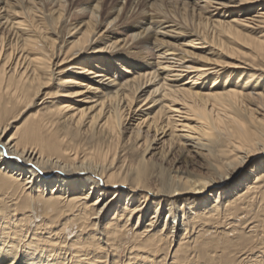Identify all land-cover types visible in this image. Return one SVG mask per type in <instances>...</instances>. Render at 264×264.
<instances>
[{
  "label": "bare ground",
  "instance_id": "6f19581e",
  "mask_svg": "<svg viewBox=\"0 0 264 264\" xmlns=\"http://www.w3.org/2000/svg\"><path fill=\"white\" fill-rule=\"evenodd\" d=\"M204 1L0 0V216L29 264H264V0Z\"/></svg>",
  "mask_w": 264,
  "mask_h": 264
},
{
  "label": "snow or ice",
  "instance_id": "6c2138e0",
  "mask_svg": "<svg viewBox=\"0 0 264 264\" xmlns=\"http://www.w3.org/2000/svg\"><path fill=\"white\" fill-rule=\"evenodd\" d=\"M9 135L10 132H6L3 140L7 141ZM7 155L8 153L5 151V156ZM14 159L19 160L20 157L17 156ZM5 227L4 217L0 216V264H29L31 237L17 238L11 233H6Z\"/></svg>",
  "mask_w": 264,
  "mask_h": 264
},
{
  "label": "rangeland",
  "instance_id": "374dc122",
  "mask_svg": "<svg viewBox=\"0 0 264 264\" xmlns=\"http://www.w3.org/2000/svg\"><path fill=\"white\" fill-rule=\"evenodd\" d=\"M198 1H199L200 3H203V4L205 3L204 0H198ZM212 1H213V2L216 1L215 3H216V4L218 3L217 5H219L220 2H223V3H224L226 0H212ZM216 4H214V5H216ZM133 70H136V71H133V72H136V74L131 73L130 76H131V75H138V72H137L138 70H137V69H133ZM124 72H125V71H122V69H118V70H117V73H115V76L113 77V79H114V78H119L118 75H122V77H127L126 75H129V74H127L126 72H125V73H124ZM121 73H124V74H121ZM125 74H126V75H125ZM116 80H119V79H116ZM83 97H84V96H83ZM83 97H79V99H82ZM84 101H86V102L81 103V107H82V108H84V107H85V108H89V107H91L92 105H95V107H96V104H95L94 102H92L93 100L90 101V99H89V100L86 99V100H84ZM87 101H88V102H87ZM95 107H93V109H92V110H93V113H95L94 111H96V110H94ZM143 109H145V107H144ZM92 110H91V109H88V113H90ZM91 113H92V112H91ZM177 116H179V115H177ZM179 117L181 118V121H183V122H187V120H182V119H184L183 116L180 115ZM179 117H178L177 119H179ZM180 124H181V123H180ZM191 124H195V123L193 122V123H191ZM187 126L190 127L191 125H187ZM180 128H181V129H180L181 132H179V133L182 134V136L184 137V139H189V138H190L189 141H187V144H190L189 146H192V145H193V141H191V139L195 138V136H194V135H195L194 131H193L192 129H190V131H188L189 128H184V127H183V128L180 127ZM182 129H185L186 131H185V130H182ZM189 132H190V133H189ZM192 132H193L194 134H193ZM191 133H192V134H191ZM185 134L188 135V136H185ZM185 137H187V138H185ZM192 137H193V138H192Z\"/></svg>",
  "mask_w": 264,
  "mask_h": 264
}]
</instances>
